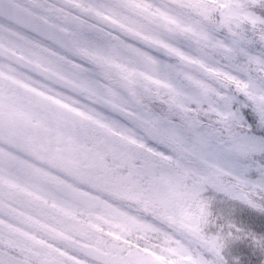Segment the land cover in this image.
I'll use <instances>...</instances> for the list:
<instances>
[{"label":"snow or ice","instance_id":"1","mask_svg":"<svg viewBox=\"0 0 264 264\" xmlns=\"http://www.w3.org/2000/svg\"><path fill=\"white\" fill-rule=\"evenodd\" d=\"M0 264H264V0H0Z\"/></svg>","mask_w":264,"mask_h":264}]
</instances>
